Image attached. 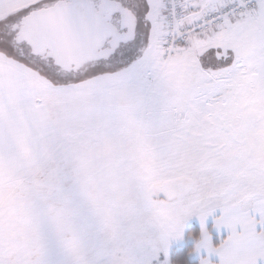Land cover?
I'll list each match as a JSON object with an SVG mask.
<instances>
[{
  "label": "snow or ice",
  "instance_id": "snow-or-ice-1",
  "mask_svg": "<svg viewBox=\"0 0 264 264\" xmlns=\"http://www.w3.org/2000/svg\"><path fill=\"white\" fill-rule=\"evenodd\" d=\"M192 216L264 264V0H0V264H171Z\"/></svg>",
  "mask_w": 264,
  "mask_h": 264
},
{
  "label": "trees",
  "instance_id": "trees-1",
  "mask_svg": "<svg viewBox=\"0 0 264 264\" xmlns=\"http://www.w3.org/2000/svg\"><path fill=\"white\" fill-rule=\"evenodd\" d=\"M186 237L189 239L187 242H185L183 245L176 246L172 252H171V261L172 263H180L184 264L185 262H188V264H197L196 260L188 261L189 255L192 253L194 246H195V240L194 237L199 236V226L197 223H193L190 225L187 230Z\"/></svg>",
  "mask_w": 264,
  "mask_h": 264
},
{
  "label": "crops",
  "instance_id": "crops-1",
  "mask_svg": "<svg viewBox=\"0 0 264 264\" xmlns=\"http://www.w3.org/2000/svg\"><path fill=\"white\" fill-rule=\"evenodd\" d=\"M216 215H219V211L218 210L215 213H213V215L207 217L205 219V224H204V227L209 232V236H210L211 242H212V244L214 246L216 244H218L219 241L221 239H223L224 236L226 235V230L222 226H221V228L219 230H217V228L214 227V219H213V217L216 216ZM197 224L199 226V234H200V231H201L200 222L198 221ZM193 252L197 255L196 258L198 259L199 264H200V260H201L202 257H207L208 260L210 261V264H219V257L214 255V254L207 253L204 249H201L199 251V253H197L196 251H192V253Z\"/></svg>",
  "mask_w": 264,
  "mask_h": 264
},
{
  "label": "rangeland",
  "instance_id": "rangeland-1",
  "mask_svg": "<svg viewBox=\"0 0 264 264\" xmlns=\"http://www.w3.org/2000/svg\"><path fill=\"white\" fill-rule=\"evenodd\" d=\"M199 219L195 216H192L190 217L187 221H185L184 223V227H183V231H182V236L180 239L178 240H173V241H170L169 243V248H168V259L169 261L171 262V264H180V263H172L171 261V252L172 250L176 247V246H180V245H183L185 242H187V240L189 239V237L187 238L186 237V230L187 228L192 225L193 223H198ZM197 255L193 252L189 255V260L188 261H193V260H196L198 261V259L196 258ZM161 259H162V255H161ZM184 264H188V262H185ZM197 264H199V261L197 262Z\"/></svg>",
  "mask_w": 264,
  "mask_h": 264
}]
</instances>
